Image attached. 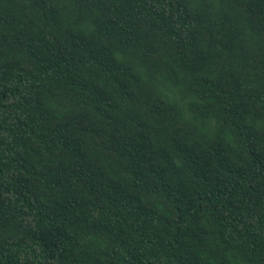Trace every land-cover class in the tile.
Segmentation results:
<instances>
[{"label":"trees","instance_id":"16d2710c","mask_svg":"<svg viewBox=\"0 0 264 264\" xmlns=\"http://www.w3.org/2000/svg\"><path fill=\"white\" fill-rule=\"evenodd\" d=\"M0 264H264V0H0Z\"/></svg>","mask_w":264,"mask_h":264}]
</instances>
